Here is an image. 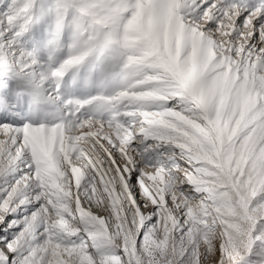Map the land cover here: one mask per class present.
I'll return each instance as SVG.
<instances>
[{
	"label": "snow or ice",
	"instance_id": "obj_1",
	"mask_svg": "<svg viewBox=\"0 0 264 264\" xmlns=\"http://www.w3.org/2000/svg\"><path fill=\"white\" fill-rule=\"evenodd\" d=\"M38 7L0 0V264H264V0H59L54 68Z\"/></svg>",
	"mask_w": 264,
	"mask_h": 264
},
{
	"label": "bare ground",
	"instance_id": "obj_2",
	"mask_svg": "<svg viewBox=\"0 0 264 264\" xmlns=\"http://www.w3.org/2000/svg\"><path fill=\"white\" fill-rule=\"evenodd\" d=\"M55 2H59L57 0H41L40 3L43 4V9L38 11L36 16H35V23L38 24L39 26H43V33L42 34V38L37 39V44L38 45H42V47L44 48V61L48 63V56L52 55L53 57V61L58 62L57 59L60 61V58L56 52L59 50V45H64V50L67 49V54L68 53V45L72 42V36H73V32L72 29L70 28H65L66 29V34L64 35L65 41L62 43L61 40L59 42L58 46H53L49 44V41L53 39V26H54V17L50 18L51 12L49 11V6L52 5ZM42 24V25H40ZM37 25V27H38ZM40 28V27H39ZM40 31V30H38ZM64 33V32H63ZM62 35V37H63ZM62 39V38H61ZM67 44V45H66ZM55 48V51H54ZM63 49V48H62ZM60 52V50H59ZM63 52V51H62ZM65 54V53H64ZM57 65V64H56ZM87 79V71H86V67L82 68L81 70H79L76 74L75 77L73 78V75L69 76V81L67 82V86L69 88V86H80L82 91H89L90 88L88 85L85 84V80ZM71 87V88H72ZM97 89V88H96ZM97 91H99L97 89ZM111 91V89L109 90ZM90 92V91H89ZM96 92V91H94ZM107 94V93H105Z\"/></svg>",
	"mask_w": 264,
	"mask_h": 264
},
{
	"label": "rangeland",
	"instance_id": "obj_3",
	"mask_svg": "<svg viewBox=\"0 0 264 264\" xmlns=\"http://www.w3.org/2000/svg\"><path fill=\"white\" fill-rule=\"evenodd\" d=\"M41 0H39L40 2ZM59 1V0H57ZM40 11L39 7L37 9V12ZM36 12V14H37ZM36 16V15H35ZM53 17V15H50V18ZM38 24L35 23V18H34V24H33V27L31 28V30L25 35L22 37V39L20 40V45L25 48L27 51H32L34 52V54L37 55L38 59L42 62V63H47L44 61V48L42 47V45H38L37 44V39L39 38H42V34L43 33V26H39L37 27ZM42 25V24H40ZM40 27V28H39ZM40 30V31H38ZM64 33L63 34H66V29H64L63 31ZM62 34V35H63ZM65 41V38H64V35L61 39V42L63 43ZM67 45V44H66ZM55 47V46H54ZM63 48V49H62ZM64 45H59V50L56 52V54L62 58L60 59V61L57 59L58 62H51V66L54 68L58 65L59 62H61L63 59H65L68 54H67V49L64 50ZM63 51V52H62ZM65 53V54H64ZM57 64V65H56ZM73 75L72 73H69L65 78H64V81H63V86H62V91H65L67 92L68 94H71L72 96H74L75 98H78V99H85V98H88L92 95H96L98 94V91L95 87H89L90 88V92L87 91H82L81 90V87L80 86H77L75 85L76 87H72V86H67V82L69 81V76ZM68 80V81H67ZM72 87V88H71ZM96 91V92H94ZM5 226L4 225H0V238L2 237H5L6 236V233H5ZM10 238V236L8 237Z\"/></svg>",
	"mask_w": 264,
	"mask_h": 264
}]
</instances>
